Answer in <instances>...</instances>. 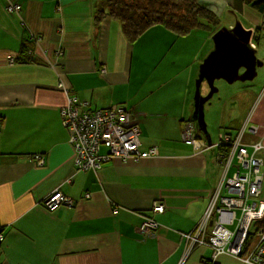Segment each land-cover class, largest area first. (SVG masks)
<instances>
[{"label": "crops", "instance_id": "crops-1", "mask_svg": "<svg viewBox=\"0 0 264 264\" xmlns=\"http://www.w3.org/2000/svg\"><path fill=\"white\" fill-rule=\"evenodd\" d=\"M197 1L217 18L221 8L234 14L235 22L241 15L251 42L264 33V0ZM14 2L20 11L8 13L6 6ZM100 3L0 0V264H245V251L242 259L223 253L212 260L211 248L189 240L205 224V211L222 176L215 153L222 133L214 138L216 129L211 131L208 123L205 132L187 123L193 110L191 81L177 84L179 80L164 77L154 83L140 77L154 68L173 67V53L191 75L198 66V76L207 55H193L191 46L183 49L182 42L189 36L208 42L212 34L197 32L174 40L176 36L166 30L162 35L171 40L170 51L156 43L147 51L142 42L161 28H152L129 44L118 22L105 17L96 24L93 14ZM23 43L31 57L19 55ZM256 61L255 76L262 66ZM235 81L239 84L227 94L236 92L246 99L248 114L264 83L254 87ZM58 83L69 95L88 101L90 108L116 104L131 108L141 127L140 149L155 148V154L112 158L98 170H77L59 118L66 96ZM215 83L225 93L227 82ZM261 98L252 123L246 117L247 124L240 125L243 119L240 122L235 112L219 125L236 128L235 134L227 133L235 139L246 129L239 142L263 167L264 124L256 122L264 117V95ZM207 113L204 105L205 118ZM187 126H192L199 145L186 142ZM35 155L43 160L41 165L33 160ZM231 163L237 164L236 156ZM54 190L71 198L75 207L48 212L42 200ZM155 203L163 205L162 213L151 211ZM143 216H151L157 230L142 233ZM204 227L208 239L212 223L208 220Z\"/></svg>", "mask_w": 264, "mask_h": 264}, {"label": "built area", "instance_id": "built-area-1", "mask_svg": "<svg viewBox=\"0 0 264 264\" xmlns=\"http://www.w3.org/2000/svg\"><path fill=\"white\" fill-rule=\"evenodd\" d=\"M18 10L20 5L17 3H9L6 6L8 13H15ZM250 46L255 47L251 42ZM60 86L59 84L58 87ZM63 92L66 103L61 106L60 115L63 125L69 130L70 142L76 148L74 165L78 170L99 168L102 163L111 158L126 160V158L149 157L155 154L154 149L146 153L140 152L138 137L140 131L128 110L123 107H111L92 112L88 110L86 101H78L77 97L68 94L66 88ZM185 130L189 131L190 126H187ZM250 132L254 134L255 129L252 127ZM186 142L190 143L189 138ZM220 142L231 146V153L223 164L225 176L232 165L231 161L236 156V172L231 178L224 180L227 185L224 189L232 197L229 195L220 197L219 192H216L204 215V223L206 224L208 220L212 223L210 237L208 239L205 237V224H202L196 228L189 240L192 244L211 248L212 260L223 253L242 259V253L245 251L246 256L243 258L245 264H264V225L260 223L261 217H254L258 205L264 207L262 201L257 202L262 189L261 162L241 146L239 139L225 137L221 138L218 144ZM102 147L106 149V152L101 154ZM33 159L39 165L43 163L38 155H35ZM72 202L71 198L54 190L43 198L42 205L48 212H54L63 205L70 207ZM233 208H239V218H236ZM153 210L161 212L163 205L154 204ZM213 212L216 218L210 219ZM235 221L236 226L231 231L227 227ZM252 223H255L256 227L253 233H250L249 228ZM155 228L156 223L147 220L140 225L139 230L142 233H149ZM251 237L256 239L254 244L247 242Z\"/></svg>", "mask_w": 264, "mask_h": 264}, {"label": "trees", "instance_id": "trees-1", "mask_svg": "<svg viewBox=\"0 0 264 264\" xmlns=\"http://www.w3.org/2000/svg\"><path fill=\"white\" fill-rule=\"evenodd\" d=\"M247 2H249V0H247ZM253 4L258 5L257 9H260L262 5V4H259V2L258 3L254 2ZM105 17H109L111 20H114L119 23L122 34L129 44L135 43L146 32H148L152 28L159 27V26L172 32L175 36L179 38L188 36L192 33V31L198 30L200 28L210 30V31L217 30L219 28L218 19L216 15L212 11L208 10L204 5L199 3L197 0H101L99 7L96 9V11L93 14V18L96 24L98 25ZM30 41L33 42V40H30ZM23 44L25 45V43ZM29 49L30 48L26 45L21 47L19 49V55L21 57L26 56V55L28 57H31ZM21 61L24 62V59H22ZM101 73H104V72L101 71ZM214 84L216 85V83ZM192 94H191V107L193 103ZM72 96L77 97L76 95H72ZM77 100L80 101L78 97H77ZM157 100H159L163 104L168 103L167 101H165V99L159 98ZM211 102H208L210 104H206V106H210ZM90 107L91 106L88 103L87 108L88 110L92 112H95L96 110L103 111L111 107H123L124 109L128 110L130 114L133 115L135 126L139 129V131L141 129L139 124H137L136 115L134 114L133 110L131 108H127L123 106L122 104H116L114 106L104 107V108H96V107L90 108ZM203 114H204V109H203ZM59 118H60V122H61L63 129L67 132L68 142L71 145L74 155H76L75 145L69 141L70 133H69L68 128H66L63 125L60 111H59ZM203 120H204V115H203ZM187 123H190V125L197 128L196 126L197 121L195 120L193 116V110L191 113L190 121H187ZM149 150H151V148L146 149V150L140 149V152L146 153ZM247 150L248 152L251 151V149L250 150L247 149ZM154 151H155V148H154ZM215 153H216L217 166L221 169V166H223L225 159H227L228 155H230L231 153V146L227 143L220 142L216 147ZM137 158L139 159L143 157L139 156ZM104 163H102L101 166ZM101 166L96 169H87V171L88 170H93V171L98 170L101 168ZM231 168H232L231 173H229ZM236 169H237L236 164L231 165L227 170L225 179L231 178V176L236 172ZM227 195L228 194L226 190L223 188L220 192V196L224 197ZM155 204H160V203H155ZM61 207H66V206L63 205V206H60L59 208ZM73 207H75L74 201L71 203L70 207H66V208H73ZM153 207L151 211L153 213L154 212L156 213V211L153 210ZM163 210H164V207H163ZM162 212H157V213H162ZM239 216H240V212H238V216L236 218H239ZM214 217H215V213L213 212L212 217L210 219ZM147 220L156 222L154 219H152L151 216H143V222ZM260 223H263L264 225V216L262 220L260 221ZM235 226H236V221L234 222V224L228 227L231 231H233ZM157 227H158V223L156 225V228L151 229L150 232H154L155 230H157ZM0 241H1V238H0Z\"/></svg>", "mask_w": 264, "mask_h": 264}, {"label": "rangeland", "instance_id": "rangeland-1", "mask_svg": "<svg viewBox=\"0 0 264 264\" xmlns=\"http://www.w3.org/2000/svg\"><path fill=\"white\" fill-rule=\"evenodd\" d=\"M217 16L219 17V18H217L218 19L219 28H222V27H224V28H226V27H234V25L237 24V23H239L240 25L242 23V25L245 26V27L247 26V22L243 19V17L241 15L237 14L236 17H237L238 21L235 22L236 19L234 17V14H232L230 12H227V9H225V10L222 9V8L220 10L217 9ZM225 22H226V24H223ZM158 28H161L160 30H162V32H159L156 29L151 31L150 35L149 36L147 35L148 37H146L145 41L142 42L141 45L143 46L144 44H146L147 51L154 50L156 47H152V45L155 44V43H156V45L159 48H162V49H164L165 45H166V48H168L169 51H170L171 40H168V42H167V38H164L163 35H162L163 32H167L166 29L163 28V27H160V26ZM215 31L216 30H213V31L211 30L210 31V30H206V29L200 28L198 30L192 31V34H196L197 32H198V34H201V35L205 34L203 32H206V33L210 32L211 34H213ZM197 37L198 36H196V38H193V37L189 36V37L184 38V41L182 42V48L185 49L186 47L191 46V48L189 50H191V51L194 50V54L193 55H195L197 57H199V56L203 57L204 55L206 56L213 48L212 40L209 37L208 42H204L203 41L204 42L203 43L201 38H197ZM173 39L174 40H178L179 38H177V36H176V38H173ZM253 42L255 44L254 56L261 63L262 66L257 69V75L252 81L251 80H247V81H244V82H241V83H243L245 85H251V86H255L256 87L257 85H261L262 83H264V33L260 36V38L258 40L254 39ZM171 56H176V59H175L176 60L175 61L176 64L173 67L168 68V69L158 68L156 70L154 68L152 71L143 72L140 75V77L149 79L150 81H152L154 83L158 79H166L164 77L171 78L173 81L179 80V82H176L177 84L185 83L187 80H189V81H191L192 87H193V94H192V99H193L195 88H196V80L198 78V76L196 75L198 66H197L195 74L193 76L190 73V69L181 67V64H179L180 60H179V58H178V56L176 54L173 53ZM191 56L184 58V60H182L183 64H187L191 60ZM242 72H243V70H242ZM172 80H168V83L174 84V82H172ZM237 84H239V83H237L236 81H233L232 83H227V85H225V93L220 87H217L214 84V86L217 88V92H215L212 95V97L209 99V102H211V100H212L211 105L207 106L209 108V113H207L206 118L204 117L205 123H208L209 126L214 127V128L211 127V131L213 129H216V133L214 135V138L217 137V133H222V134H224V133H232V134H235L236 128L235 129H229L227 127V125L226 126L225 125H223V126L219 125V123L222 122V120H226L228 118L229 114L233 113V116H234V113L236 112V117L238 119H240V122L243 119V121L241 122L240 125H243L246 122V119H245L246 116H247L246 112H247L248 107H249V104L247 105V103H248L247 100L246 99L241 100V96L238 95L236 92L231 94V95L227 94L229 91L234 90L232 88V85L235 88ZM160 87L161 86L158 84L157 89L158 88L160 89ZM176 87L178 88L179 86L177 85ZM65 88H66L65 86H62V85L60 86V90L64 94V97H65V93L63 92V90ZM159 89L156 90V91L158 92ZM179 89H181V91H183V89H185V88L179 87ZM179 92H180V90H179ZM200 92L201 93L208 92V88H207L205 83H203L201 85ZM65 103H66V97H65V102L63 103V105ZM254 107H255V102H254V105H252V109ZM253 117H254V114H253V116L249 117L250 123L253 122ZM258 120L259 121H256L257 124H260L261 121L264 124V117L262 119H258ZM245 130L246 129H244L242 131L240 130L238 132L237 139H239L240 141H241L240 138H243V136H244ZM186 131L187 130H185V132ZM206 135H208L207 130H206ZM220 136H221V134H220ZM206 137L208 138V136H206ZM231 138H233V137L231 136ZM187 139H188V137L185 136V140H187ZM195 140H194V144L199 145V142H197ZM217 140H219V139H217ZM204 147L205 146L202 143L201 148H204ZM215 147H217V145ZM104 152H105V149L102 147L101 148V153H104ZM261 166L262 165H260V168H261V171H262V174H263L262 189H261V194L258 197V201L257 202H259V200H260L264 204V166L263 167H261ZM221 167H222V169H221L222 170V175H224L223 172H224L225 167L224 166H221ZM231 170H232V168L230 169L229 173H231ZM211 202H210V204H211ZM232 210L236 211V213L238 215L239 208H233ZM263 216H264V207L258 205V208H257V210L255 212L254 217H261V219H262ZM255 227H256V224L252 223L250 228H249V232L253 233ZM209 230H211V228H209ZM247 242L251 243V244H254L256 242V239H255V237H251V238L248 239Z\"/></svg>", "mask_w": 264, "mask_h": 264}, {"label": "water", "instance_id": "water-1", "mask_svg": "<svg viewBox=\"0 0 264 264\" xmlns=\"http://www.w3.org/2000/svg\"><path fill=\"white\" fill-rule=\"evenodd\" d=\"M251 31L245 30L239 23L234 27L219 28L212 35L213 49L199 65L198 78L193 97V116L196 126L205 132L203 124L204 104L217 92L214 81L222 79L227 83L235 80H252L255 76L257 62L253 50L249 47ZM243 72L239 74V70ZM205 82L209 88L203 96L200 85Z\"/></svg>", "mask_w": 264, "mask_h": 264}, {"label": "flooded vegetation", "instance_id": "flooded-vegetation-1", "mask_svg": "<svg viewBox=\"0 0 264 264\" xmlns=\"http://www.w3.org/2000/svg\"><path fill=\"white\" fill-rule=\"evenodd\" d=\"M257 62V61H256ZM224 81V80H223ZM216 82V80L214 81V83ZM203 83H205V82H202L201 83V85L203 84ZM59 84V83H58ZM206 84V83H205ZM207 86V85H206ZM201 87V86H200ZM208 88V87H207ZM208 91H209V88H208ZM208 92H203L202 93V95L203 96H205L206 94H207ZM263 93V94H262ZM261 97L264 95V91L263 92H261ZM261 97H259L257 100H256V102H255V107L252 109L251 108V111H249V113L247 114V118H249V117H251L255 112H256V106L258 105V104H260V103H262L261 101ZM84 101H86V100H84ZM87 103H89L88 101H86ZM209 102V100L207 101V103H205L204 105H206V104H210V103H208ZM205 124V123H204ZM247 124V122H245L244 124H243V126H245ZM192 126H190V130L189 131H186L185 133H186V137H188L189 138V140H190V143L191 144H194V139H193V129L191 128ZM194 130H199L198 128H195ZM140 134V133H139ZM69 136H70V134H69ZM139 137V136H138ZM225 137H229V138H231V136H230V134H227V133H224V134H221V136L219 137V141H221V138L222 139H224ZM237 138V137H236ZM70 141V140H69ZM140 142V141H139ZM105 149V148H104ZM105 151H106V149H105ZM34 156H32V158H33ZM112 159V158H111ZM110 159V160H111ZM223 174H225V171L223 172ZM225 180V178H224V176L222 175L221 176V179H220V181H219V183H218V188L221 190V188L223 187V188H226V182L224 181ZM238 212H240V211H238ZM236 214V213H235ZM236 216H238V215H236Z\"/></svg>", "mask_w": 264, "mask_h": 264}, {"label": "clouds", "instance_id": "clouds-1", "mask_svg": "<svg viewBox=\"0 0 264 264\" xmlns=\"http://www.w3.org/2000/svg\"><path fill=\"white\" fill-rule=\"evenodd\" d=\"M264 24V23H263ZM252 41V37H250V40H249V47L250 48H252L251 46H250V42ZM251 43H254V42H251ZM255 45V44H254ZM255 48V47H254ZM253 49V48H252ZM201 86V85H200ZM202 94V93H201ZM205 122H204V120H203V124H204ZM211 147V146H210ZM260 173L262 174V172H261V168H260ZM224 176V178H225V174L223 175ZM223 189V187L221 188V190ZM221 190L218 188V186H217V188H216V190L214 191V193H213V196H214V194L216 193V192H219V196H220V192H221ZM226 190V189H225ZM227 192V191H226ZM228 194V193H227ZM229 196H231L232 197V195H230V194H228ZM213 196H212V199H213ZM221 197V196H220ZM211 199V200H212ZM234 211V210H233ZM235 213H236V211H234ZM229 229V228H228Z\"/></svg>", "mask_w": 264, "mask_h": 264}]
</instances>
